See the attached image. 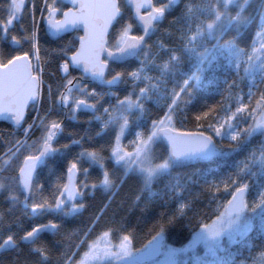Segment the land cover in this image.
<instances>
[{"label": "snow or ice", "instance_id": "6c2138e0", "mask_svg": "<svg viewBox=\"0 0 264 264\" xmlns=\"http://www.w3.org/2000/svg\"><path fill=\"white\" fill-rule=\"evenodd\" d=\"M237 3L238 0H167L157 5L153 0H128L134 16L126 21L123 0H42L39 6L32 0L26 20L28 0H3L0 119L10 121L15 131L22 130L23 138H16L13 132L7 137L0 135L4 146L0 152V192L7 193L4 199L10 206L23 203L30 218L52 217L27 230L21 227L23 235L9 230L2 237L0 249L16 253L7 264H51L56 249H60L56 264H189L188 259H180L189 252L192 264H264V243L259 245V252H255L256 245L246 243L257 220L264 239V184L253 193L245 180L246 176L256 175L253 167L264 174V0L251 19L243 14L253 0H243L233 15L230 9ZM169 16L172 18L166 31L169 36L175 35V42L147 44L150 35L159 31L157 25ZM133 19L142 34H133ZM245 19V29L253 24L256 28L250 44L238 43L243 33L225 38L233 24ZM222 23L224 27L218 31ZM77 31L83 35L46 48L41 56V32L55 42ZM131 59H135L136 67L129 63ZM53 61L56 69L52 75L61 76L55 89L47 85L45 96L44 69ZM73 69L80 75L73 76ZM221 70L234 73L231 81H220L225 85L219 93L221 101L205 105L195 115L197 131H177V116L192 105L197 89L206 79L208 84L216 82L215 73ZM241 71L249 78L247 93L238 91L239 81L245 78ZM209 72L212 78L207 76ZM90 84L95 86L90 88ZM122 84L127 92L123 97L112 91ZM30 109L36 114L28 121ZM81 112L88 114V119L79 120ZM65 120L87 127L68 132L67 143L57 146L65 131ZM93 124L97 126L95 132ZM37 132L39 135H35ZM256 133L261 136L258 147L238 161L234 171L214 181L203 180L200 193L206 196L207 204L200 194L185 197L189 185L198 181L189 176L182 184L179 174L172 176L175 167L193 159L231 155L249 144ZM126 134L133 135L127 146L122 143ZM105 137V143L96 146ZM159 140L167 143L165 151L156 153L154 146ZM85 141L91 147H85ZM73 147L80 151L69 160ZM57 156L61 162L41 176L40 169ZM85 164L88 167H83ZM94 166L100 169V175L89 183ZM130 175L140 181L137 202L144 193H151L157 180L169 176L163 195L171 197L175 204L171 211L166 208L157 214L148 229L155 235L142 249L134 248L139 217L135 224L127 215L118 217L122 204L107 215L114 201V195L108 194L118 190ZM96 190H102L106 199L90 214L87 223L64 228L57 218L62 220L87 210L89 205L84 201ZM219 197L229 198L218 200ZM185 218L191 225V239L183 247L166 243L167 230ZM3 228L11 229V222L4 224L0 213V229ZM46 232L62 234V239L48 242L42 239ZM224 236L232 242L239 240L248 256H220ZM25 243L29 245L27 254L21 247ZM201 245L203 256L197 255ZM81 248L86 249L82 254ZM161 256L162 261L157 259Z\"/></svg>", "mask_w": 264, "mask_h": 264}, {"label": "trees", "instance_id": "16d2710c", "mask_svg": "<svg viewBox=\"0 0 264 264\" xmlns=\"http://www.w3.org/2000/svg\"><path fill=\"white\" fill-rule=\"evenodd\" d=\"M260 1L261 0H253V3L251 5L246 6V11L243 14L244 17L251 19L253 17L255 10L259 7ZM41 2L42 0H35L37 6H39ZM154 2L155 4H159L161 0H154ZM2 3L3 0H0V4ZM240 3H243V0H238L237 5H233L231 7L230 11L233 15L237 11L238 5ZM31 5H32V0H28V8L25 9L26 20L28 18L27 13L28 11H30ZM124 12H125L124 20L127 21L129 16H131V14L126 6ZM3 15L4 13L0 12V16ZM39 15L40 13L39 11H37L36 12L37 18L39 17ZM171 18L172 17L169 16L163 21V23L157 25L159 31H156L155 34L150 35L149 39L146 41L147 44L155 45V42L162 41L166 45H171L172 43L175 42V35L169 36L166 31L168 30V20H170ZM248 19H245L244 22L240 24H233L231 30L228 31L227 36L225 38L238 36L241 33H243V40L241 39L240 41H238V43H241V46H244V44H249V41L253 33L254 24L250 28L245 29V25L247 24ZM130 22L134 24L133 34H140L141 30L139 25L134 20ZM117 27H119V25H117ZM223 27H224L223 23L221 25H218V31L222 30ZM112 31L115 32V29H113ZM172 31L174 32V29ZM41 36L42 39H41L40 54L43 57L45 55L44 49L56 47L57 44L67 42L71 40L73 37L78 36V33L65 35L63 36V40H58L55 42L50 40L48 37H45L43 32H41ZM155 51L156 48L154 46L153 52ZM129 63L131 64L132 67L137 66L135 59H131ZM113 67H116V65H113ZM55 69H56L55 61L45 66L44 76H43V79L45 81V87H44L45 96L47 95V85L51 84L55 89V85L57 81L60 79L61 76L60 73H56L55 76L52 75V73L55 72ZM117 70H119V68ZM72 75L79 76L80 73L73 69ZM241 75L245 76V74L242 71H241ZM207 76L209 78H212L213 73L209 72ZM233 78H234V73L231 70H228L227 72L221 70L215 73V81H216L215 83L208 84L206 79L204 84L201 85L199 89H197L196 94L193 97L192 105L189 106L188 110L185 113H181L177 116V119L174 122L176 129L184 130V131L197 130L196 127L197 122L195 121L194 118L195 115L203 111L205 105L211 106L221 101V95L219 93L225 88V85L223 83H220V81H223L224 79L231 81ZM217 83L219 84V87L216 86ZM93 86L95 85L90 84V88ZM140 86L143 87L142 84ZM239 86L240 88L238 89V91L242 89L243 93H247L249 87V78L245 76V78L242 81H239ZM96 87L98 91L101 90L98 86ZM125 89L126 86L122 84L117 87H114L112 91L118 92V94L121 97H123L124 95L127 94ZM245 101H246V97H245ZM46 106H47V101L45 100V107ZM149 107L153 111L156 110L152 104H149ZM35 114L36 113L30 109L27 114V120L31 121L32 116H34ZM78 118L81 121L86 120L88 119V114L81 112ZM84 127H87V125L77 124L76 121L65 120V131L64 134L58 138L57 146H59L60 144L67 143L68 132L74 130L82 131ZM96 128L97 126L93 124L92 131L95 132ZM135 131L136 129L133 128L132 132L134 133ZM10 132H13L15 137L18 139L23 138L22 130L15 131L11 124L6 122H0V135L7 137L8 133ZM35 135H39V133L37 132ZM112 135L114 136V133H112ZM107 139L108 137H105L103 140H98L96 142V146L104 144ZM125 139H127L129 143V141L133 139V135L126 134V138H124L123 141ZM250 139L251 142L249 144L242 146V148L239 151L231 155L228 156L220 155L210 160L185 162L175 167L172 170V176L175 177L177 174H179L182 177L181 180L182 184H183V179H186L189 176H192L194 179L198 181V183L189 185V191H186L184 193L185 197L196 196L197 194H200V198L204 201L205 204H207L208 201L206 196L200 193V185L203 183V180L206 178L208 181H214L216 179H220L224 177L227 173L234 171V167L236 163L238 161H242L245 158V156H247L254 147H258L261 136L259 133H256ZM128 143L126 145H128ZM84 145L85 147H91L87 141L84 142ZM3 147L4 146L2 142H0V152L3 151ZM154 147L156 153H161L165 151L166 146L161 140H159L156 142ZM79 151L80 149L78 147H73L71 149V152L68 154L67 159L70 160L72 158V154ZM26 154L28 153L24 152V155ZM104 155L107 156L108 153L105 152ZM20 159L21 160L23 159V155H21ZM60 162H61V158L59 156L49 159L48 166L42 167L40 169L41 176L47 174L49 167H55ZM83 167H88V165L85 164L83 165ZM252 171L256 172V175L246 176L245 180L247 183L251 185L252 192L254 193L256 189L260 187L261 184H264V174H261V172L258 170L257 167H253ZM99 175H100V169L94 166L90 172L89 183H92ZM80 179L82 180L84 179V177L81 176ZM169 179H170L169 176H165L162 179L157 180L152 187L151 193H147V192L144 193L143 198L140 199L138 202L136 201V197L137 195L140 194V181L135 175H130L126 180V182H124L122 186L118 188V190H116L114 193L108 194V195H114V201L112 203V207L108 209L107 215L110 216L113 210H116L118 206L122 204V207H120L118 210V217L127 215L130 222L133 224L137 222L138 217L140 218V222L136 230V239L134 241L135 249H139L140 247H142L153 235H155V232L149 234L148 229L151 228L153 222L157 219V214L165 211L166 208L169 211L175 208V204L172 203L171 197H166L163 195L164 185L165 183L168 182ZM6 195H7L6 192H0V213H3L4 224H9L11 222V229L8 228L0 229V243H2V237L7 235L9 230L17 232L19 235H23V232L20 230L21 227L24 230H27L34 224L46 223L48 219L52 218V217H37L35 219L30 218V216L27 214L29 209L25 208L23 203L18 202L15 205L10 206V202L4 199ZM227 198L229 197H219L218 200L227 199ZM22 199L23 197L21 196V201ZM105 199L106 197L103 191L96 190L94 193H90L88 198L84 201V203L89 205L87 210H84L77 215L64 217L62 220H59V218L57 219L59 222L63 223L64 228L71 229V228L79 227L82 223H87L90 214L94 210H97L102 205V202ZM248 199L249 200L252 199L251 194H249ZM165 201H167V203H165ZM10 208L11 210H9ZM189 216H191V213L189 214ZM190 233H191V225H188V218H185L184 220H180L173 227H170L167 230L165 234L166 243H168L173 247H183L191 239ZM42 239L48 242H56L62 239V234L53 235L51 233L46 232L42 234ZM246 243H251L256 245L255 252L260 251L259 245L264 243V239L261 238L258 220L254 222V229L248 234V241ZM21 247L24 249V253L27 254L29 245L23 244L21 245ZM222 248L224 249V251L219 253V255L223 256L225 259H228L230 257L236 259H244L245 257L248 256L247 248L243 244H241L239 240H237L236 242H232L226 236H224L222 238ZM85 250H86L85 248H81L79 251L82 254ZM59 251L60 249H56L53 251L52 254L53 260L51 264H56V257L58 256ZM69 255H71V253H69ZM197 255L203 256L202 245L199 246ZM15 256L16 253L14 251L1 252L0 264H7V261L14 259ZM206 258L212 259L211 257H206ZM21 259H23V255L21 256ZM64 259H67V257H65ZM76 259L79 260L80 256L77 255ZM180 259L182 260L188 259L189 264H192V253L189 252L187 256H181ZM61 264H63V261H61Z\"/></svg>", "mask_w": 264, "mask_h": 264}, {"label": "water", "instance_id": "95a60500", "mask_svg": "<svg viewBox=\"0 0 264 264\" xmlns=\"http://www.w3.org/2000/svg\"><path fill=\"white\" fill-rule=\"evenodd\" d=\"M166 2H167V0H165ZM123 2H124V4L126 5V6H128L129 8H130V11H131V16H134V10L128 5V0H123ZM143 11V10H142ZM134 20V19H133ZM135 21V20H134ZM77 32H79L80 33V35H83V32L82 31H77ZM73 33V32H72ZM142 34V33H141ZM66 35V34H65ZM50 40H52V38L51 37H48ZM78 71V70H77ZM0 122H6V123H9V124H11V122L10 121H6V120H3V119H0ZM12 125V124H11ZM13 126V125H12ZM177 131H182V130H177ZM195 131H197V130H191V131H183V132H195ZM163 143H164V145L166 146V140H161ZM218 156H220V155H215V156H212V157H210V158H208V159H193V160H189V161H184V162H182V163H185V162H194V161H199V160H210V159H214V158H216V157H218ZM152 239V237L149 239V240H151ZM148 240V241H149ZM165 240H166V238H165ZM147 241V242H148ZM147 242L145 243V244H147ZM25 244H27V243H25ZM144 244V245H145ZM143 245V246H144ZM143 246L142 247H140L139 249H142L143 248ZM4 251H7V250H4V249H0V253L1 252H4ZM162 257V256H161ZM161 257H158L157 259H159V258H161Z\"/></svg>", "mask_w": 264, "mask_h": 264}, {"label": "rangeland", "instance_id": "374dc122", "mask_svg": "<svg viewBox=\"0 0 264 264\" xmlns=\"http://www.w3.org/2000/svg\"><path fill=\"white\" fill-rule=\"evenodd\" d=\"M261 6V1H260V5H259V7ZM256 31V28H255V25H254V27H253V33ZM252 33V34H253ZM251 39H252V36H251ZM251 39H250V41H249V44H250V42H251ZM122 143H123V145H125V146H127L126 144L128 143V140L127 139H125L124 141L122 140ZM131 150V149H130ZM227 237V236H226ZM228 238V237H227ZM159 260H164V257H161Z\"/></svg>", "mask_w": 264, "mask_h": 264}, {"label": "flooded vegetation", "instance_id": "af4514ba", "mask_svg": "<svg viewBox=\"0 0 264 264\" xmlns=\"http://www.w3.org/2000/svg\"><path fill=\"white\" fill-rule=\"evenodd\" d=\"M153 3L155 4V2H154V0H153ZM159 3H166V1L165 0H161V2H159ZM158 5V4H157ZM126 6V5H125ZM128 9H129V11H130V8L128 7V6H126ZM130 14H131V11H130ZM140 30H141V28H140ZM78 33V32H77ZM142 33V30H141V32H140V34ZM140 34H135V35H140ZM78 36H79V33H78ZM86 83H87V81H85Z\"/></svg>", "mask_w": 264, "mask_h": 264}]
</instances>
